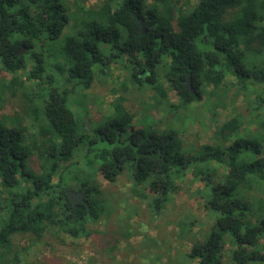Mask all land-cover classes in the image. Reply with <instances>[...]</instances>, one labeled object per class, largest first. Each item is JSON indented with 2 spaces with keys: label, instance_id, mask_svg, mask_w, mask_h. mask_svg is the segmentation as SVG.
I'll return each mask as SVG.
<instances>
[{
  "label": "trees",
  "instance_id": "obj_1",
  "mask_svg": "<svg viewBox=\"0 0 264 264\" xmlns=\"http://www.w3.org/2000/svg\"><path fill=\"white\" fill-rule=\"evenodd\" d=\"M99 1L86 8L85 0H0V106L24 91L26 116L31 114L38 133L28 143L30 127L23 117H0V264H28L26 248H15L18 234L40 239L55 230L61 241L88 237L86 224L96 223L106 209L107 198L91 184L97 174L111 183L127 174L132 191L155 215L188 174L203 182L201 197L213 223L203 241L190 233L193 222L179 223L181 239L191 237L192 247L164 264H264V198L257 195L264 194L263 137L244 136L242 122L234 118L216 132L221 143L231 139L228 146L193 151L173 125L192 119L189 108L203 100L208 87L216 90L208 93L216 98L209 107H218L225 96L218 90L230 81L235 97L245 96L247 117L264 128V0ZM138 18L147 22L145 34ZM49 41L54 49L47 48ZM126 57L131 81L150 87L154 107L166 106L174 120L164 130L150 119L136 126L135 113L123 97L117 99L82 157L90 180L80 181V190L90 208L81 203L75 208L65 192L70 182L60 171L82 141L69 91L49 62L66 72L72 86L89 89L98 67L104 74ZM189 75L194 94L185 83ZM170 90L177 93L176 104ZM91 154L98 165L85 160ZM34 157L40 173L32 168ZM147 184L153 196L138 193Z\"/></svg>",
  "mask_w": 264,
  "mask_h": 264
},
{
  "label": "rangeland",
  "instance_id": "obj_2",
  "mask_svg": "<svg viewBox=\"0 0 264 264\" xmlns=\"http://www.w3.org/2000/svg\"><path fill=\"white\" fill-rule=\"evenodd\" d=\"M99 2V0H85L84 6L90 8ZM70 32L71 28L65 30V33ZM46 45L48 49H54L56 43L49 41ZM59 62L62 61L59 60ZM49 63L48 67L51 68V73L59 80L62 88L69 91V107L75 114L77 134L80 135L82 141L74 160L71 163L63 164L60 171L65 176V180L70 182L68 183L70 188L67 189L80 191V181L88 178V171L82 158L86 153L85 146H88L92 140H97L96 129L103 125L107 117L113 113L114 103L117 99L123 97L125 107L135 113L136 117L133 123L136 126L144 125L146 120L150 119L156 122L157 128L164 130V126L174 120V116L166 106L154 107L155 92L150 87L140 86L131 81L132 64L127 57L116 63H111L104 69V74L99 71L101 67H98L94 82L89 89L72 86L67 81L66 72L63 70L60 72L55 65L52 67L54 62ZM6 75L8 78L11 77L9 74ZM27 83L31 85L30 82ZM34 86L32 84L30 88L32 89ZM166 87H168L167 84ZM213 91L216 90L208 87L203 95V100L190 106L188 114L192 119L184 121L181 118L174 121V128L179 132L183 146L193 151H202L204 146L216 147L219 144L228 146L231 139L221 143L216 132H220L223 124L234 118L242 122L240 133L250 137L260 135L264 142V128H260L252 117H247L249 112L245 96L236 98L235 87L230 85V81H227L218 90L220 95L225 92L223 102L218 107L210 109V103L216 98L211 97L208 93ZM24 94L25 92L20 90L14 97L7 98L0 106V117L3 115L23 117L24 122L30 127L29 143L31 139L32 142L37 140L38 133L32 123L31 114L26 116L28 104L23 98ZM168 97L171 103H177L176 91L170 90ZM178 111L185 114L183 109L179 108ZM149 123L151 122H147V124ZM262 145L264 147V143ZM94 159L93 154L85 158L86 161L93 160L94 164L98 165ZM40 164L41 162L34 157L33 170L40 173ZM74 176L76 177L74 178ZM54 180L58 182V177ZM88 180L90 179L88 178ZM91 184L96 186L103 193L101 196L107 200L102 203L106 209L100 214L98 221L94 224H86L90 235L78 239L64 236V241H61L54 235L55 230L46 231L40 239L35 238L32 234H18L14 236V245L18 249L26 248V253L23 256L26 263H172L177 255L180 256L186 249L192 247L191 237L184 241L181 239L183 235L179 233V223L193 222L190 233L200 241H203L206 232L213 223L210 214L204 209V200L201 197L204 184L190 174L184 181L178 183V190L169 196V202L166 203L163 212L159 215H155L151 210V205L147 201L141 200L137 192L135 194V191H132V181L127 174L120 176L114 183L107 182L100 174H97L91 180ZM142 192L150 196L154 195L148 184L138 193ZM257 195L264 198V194L257 193ZM93 199L101 200L100 196L96 195L93 196ZM187 234L188 231L184 236L187 237Z\"/></svg>",
  "mask_w": 264,
  "mask_h": 264
},
{
  "label": "water",
  "instance_id": "obj_3",
  "mask_svg": "<svg viewBox=\"0 0 264 264\" xmlns=\"http://www.w3.org/2000/svg\"><path fill=\"white\" fill-rule=\"evenodd\" d=\"M138 20H139V23L141 25L142 34H145L146 33L147 22L144 19H142V18H138ZM26 50H27V48L24 47L19 52V54L21 55ZM185 83L187 84L188 89L190 90V92L192 94H194V90H193L192 85H191L190 75L187 77ZM65 192H66L67 196L69 197V199L71 200V202H72V204H73V206L75 208L77 207L78 203L84 204L88 208H90V203L87 200V194L84 191H74V190L67 189Z\"/></svg>",
  "mask_w": 264,
  "mask_h": 264
},
{
  "label": "flooded vegetation",
  "instance_id": "obj_4",
  "mask_svg": "<svg viewBox=\"0 0 264 264\" xmlns=\"http://www.w3.org/2000/svg\"><path fill=\"white\" fill-rule=\"evenodd\" d=\"M81 191V190H80Z\"/></svg>",
  "mask_w": 264,
  "mask_h": 264
}]
</instances>
